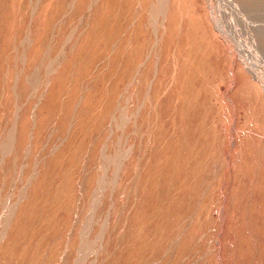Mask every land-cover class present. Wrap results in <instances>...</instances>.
<instances>
[{
	"label": "rangeland",
	"instance_id": "1",
	"mask_svg": "<svg viewBox=\"0 0 264 264\" xmlns=\"http://www.w3.org/2000/svg\"><path fill=\"white\" fill-rule=\"evenodd\" d=\"M0 264H264V0H0Z\"/></svg>",
	"mask_w": 264,
	"mask_h": 264
},
{
	"label": "bare ground",
	"instance_id": "2",
	"mask_svg": "<svg viewBox=\"0 0 264 264\" xmlns=\"http://www.w3.org/2000/svg\"><path fill=\"white\" fill-rule=\"evenodd\" d=\"M252 62V61H251ZM249 65H250V63H249ZM259 70V69H258Z\"/></svg>",
	"mask_w": 264,
	"mask_h": 264
}]
</instances>
